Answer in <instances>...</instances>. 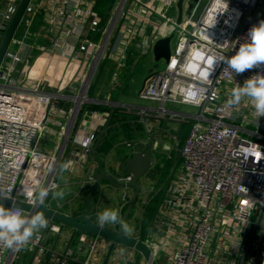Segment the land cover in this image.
<instances>
[{"label":"built area","instance_id":"1","mask_svg":"<svg viewBox=\"0 0 264 264\" xmlns=\"http://www.w3.org/2000/svg\"><path fill=\"white\" fill-rule=\"evenodd\" d=\"M19 2L0 0V41ZM177 2H28L16 27L25 31L15 37V29L0 63V189L36 208L21 189L59 185L61 166L71 174L89 163L115 109L152 131L160 130L163 120L187 123L186 136L176 143L179 161L149 234L141 239L150 255L139 253L136 264H264V117L247 99L238 107L228 104L236 83L264 73V66L235 74L220 61L234 55L251 27L264 20V0H227L226 12L224 0H182L180 11ZM37 20L44 31L32 41L28 29ZM171 33L168 62L150 70L136 94L156 105L112 99L123 75ZM174 105L194 113L178 112ZM136 141L143 140L125 143L133 148ZM116 180L127 183L131 177ZM65 234L63 251L49 244V236ZM116 246L108 264H135L136 251ZM108 247L100 236L68 233L49 220L23 249L0 247V264H14L20 251L31 254L28 264H101Z\"/></svg>","mask_w":264,"mask_h":264},{"label":"crops","instance_id":"2","mask_svg":"<svg viewBox=\"0 0 264 264\" xmlns=\"http://www.w3.org/2000/svg\"><path fill=\"white\" fill-rule=\"evenodd\" d=\"M132 68L128 70L127 74L123 75L122 86L120 88V91L112 94V99L118 100L122 104H142V105L145 104V105L155 106L156 104L152 103V102H145V101H139V100H138V102H135V101H133V98L131 97L132 95L128 94V92H127L128 88L127 87L129 86V84H128L129 80L132 79V77L130 78ZM144 78H142V81ZM139 88H137L135 90L136 94H137V90ZM167 106L170 107L169 105H167ZM136 119L137 118H135V119L125 118V119H123V122L127 123L130 127H135L134 125L141 124ZM176 123H181V122L167 120L166 127L170 128L172 132L166 131V132H163V134L161 136L155 137V142H154V146H153V157H154V151L157 150V152H158V150H160L159 149L160 145L164 144V141L161 142L159 139L163 138V140H165L164 139L165 135H168V133L178 134L177 132L179 131L180 136H183L182 140L184 139V137L186 136V134L188 132V124L187 123H181L182 125H185L186 128L185 129L181 128L180 130H177V128L174 126ZM116 125L118 126V123ZM108 126H109V124H108ZM108 126H107V128H108ZM142 126L144 128L143 133H140L137 130H135L134 128H132L133 132H134L133 138L127 137L125 134L123 135L121 133L119 134V136L117 135L118 137H117L116 141L114 142V144L112 145V148L108 151V153L99 157L101 160V167H102V170L104 172L110 174L114 178H117L120 175L125 174L123 169H122V166L124 164V161L133 152V148L127 147L125 142L127 140L134 141L135 139H140V140L146 141L148 139L149 133L147 132V129L143 124H142ZM107 128H106V130H107ZM105 131H104V133H105ZM120 132H121V130H120ZM155 132H157V131H155ZM170 134H169V136H170ZM101 140H102V138H101ZM101 140H100V142H101ZM166 148H167V145H166L165 149ZM157 160H158V158L155 156L154 161H153V166L157 165V163H156ZM174 162L175 163L173 164V168L170 171H173V169L175 168V165L177 162V157H176V160ZM95 167H96V161L92 155V159H90L89 163H87L84 166L75 168V170L71 174H69L65 170H63V171L61 170L60 176H59V189H63L66 192V195L62 200L55 199V203L51 204L50 207L57 209V210H60L62 212L71 214V215H78V214H81L83 210H87L89 212L88 216L90 218L94 217L93 221L96 223H97V215H96L97 212L102 211L105 208L118 209L120 216L123 218V214H124L123 212H124V209L126 207L125 204L127 203V200L130 197H132L131 195H133V191H134L133 188L130 186L129 187L116 186V185H114V184H112L106 180H102V182L100 183L99 192H98L96 198L94 199V202L91 205L85 204L86 197L90 191L91 184H92V181L91 182L88 181L87 178H88V176H91V174L94 172ZM151 183L152 182L146 180V175L143 176L139 180V186H140L139 192L137 194V197L135 199V202H134L132 208L129 211V213L130 212L131 213L133 212V214L136 213L137 216H136L135 220L137 222H139V228H138L137 233L132 232L131 236L139 237L140 239L145 238V236H147L149 234V231L152 227L154 214H155L156 209H157V205L156 206H153V205H154V202L156 200H158V202H159V200L161 198V196L159 198L158 197L155 198V196L157 194L155 185L157 184V182H154L153 184H151ZM154 187H155V189H154ZM51 198H50V200H51ZM144 198H147V204L142 203V200ZM125 221L130 225L127 217H126ZM142 225H144V228L140 231V228ZM67 229H68V233H72V229L70 227H67ZM141 232H143V235L140 236ZM75 233L77 234V233H79V231H76ZM66 236H67V234H65L64 236H59L58 238H56V236L51 235V236H49L48 240H50L51 238H56L57 240L55 241V249L57 251H63V249L66 246V242H68ZM106 242H108V241H106ZM73 244H75L74 240H72L70 245H73ZM106 245L108 246L107 243H106ZM116 247H119V246H116ZM108 248L106 249V251H104V254H102V257H100L101 264H104ZM119 248L123 250V248H121V247H119ZM117 263L118 262L115 261L112 264H117ZM106 264H108L107 261H106Z\"/></svg>","mask_w":264,"mask_h":264},{"label":"clouds","instance_id":"3","mask_svg":"<svg viewBox=\"0 0 264 264\" xmlns=\"http://www.w3.org/2000/svg\"><path fill=\"white\" fill-rule=\"evenodd\" d=\"M223 7V12H226L228 10L227 0H224ZM220 61L226 63L225 70H231V73L235 74L264 66V20L251 27L247 38L240 43L234 55L221 57ZM245 99L251 103L259 118L264 117V73L258 72L249 77L242 86L236 83V86L231 89L228 104L238 107ZM61 170L63 171V166H61ZM58 189L59 185L53 183L36 192L24 189L21 191H24L34 207H40L45 205L50 195L53 199L62 200L66 192L63 189ZM7 200L12 201L11 206L6 207L0 203V247L19 251L31 242L39 230L47 226L48 221L43 212L26 214L9 190L0 189V201ZM96 215L97 226L101 230L105 225L118 224L124 235L130 236L133 232V228L120 216L118 209L105 208L97 212Z\"/></svg>","mask_w":264,"mask_h":264},{"label":"water","instance_id":"4","mask_svg":"<svg viewBox=\"0 0 264 264\" xmlns=\"http://www.w3.org/2000/svg\"><path fill=\"white\" fill-rule=\"evenodd\" d=\"M30 0H20L18 7L5 31L4 36L2 37L0 41V63L4 57L5 51L8 47L9 41L20 21V18ZM181 4L182 0H178L177 7L179 11L181 10ZM180 19V14L178 16V20ZM172 37V33L164 38H160L155 41L153 47H152V55L153 59L155 61L164 60L166 63L169 60L170 57V39ZM146 77L144 78V80ZM143 80V82H144ZM113 111L110 112L105 124L103 125L102 129L100 130L98 137L94 143V146L92 148V155L96 161V167L94 172L91 174V188L90 191L86 197L85 204L91 205L94 202V199L96 198L100 183L102 180H106L116 186H130L133 188V195L127 205V208L123 214V219L125 220L130 209L132 208L135 199L137 197V194L139 192V180L146 175L147 171L153 166V146L155 142V137H159L163 134L164 129L167 125V120H163L161 124V128L159 131L155 132L151 130V125H147V132L149 133L148 139L146 141H136L133 146V152L132 154L124 161V164L122 166V169L125 174L130 175L131 180L130 182L124 183L119 182L111 176L110 174L104 172L101 167V160L97 156L96 150L97 146L104 134V131L106 130L109 121L112 117ZM161 142H163V138L159 139ZM179 160L177 159V162ZM20 207H22L26 211H34L36 212H43L45 218L47 221H53L56 223H59L63 226L70 227L72 229V233L74 234L76 231H83L87 232L92 235H97L103 238L104 240L109 242V248L105 257L104 264H106V261L108 259V256L112 250V248L115 245H122L124 247L133 249L137 253V258L135 261V264L138 261L139 253H141L145 258H148L150 255V249L145 244V242L138 237L135 236H126L121 232L120 226L117 230H112L110 228L104 227L103 230H101L97 223H95L89 216V212L87 210H83L81 214L78 215H71L65 212H62L60 210L47 207L46 205L33 208L27 203L16 201ZM0 203H3L6 207L10 206L12 204V201H0ZM151 264H157L155 261H152Z\"/></svg>","mask_w":264,"mask_h":264},{"label":"rangeland","instance_id":"5","mask_svg":"<svg viewBox=\"0 0 264 264\" xmlns=\"http://www.w3.org/2000/svg\"><path fill=\"white\" fill-rule=\"evenodd\" d=\"M25 29L23 26H19L14 35L15 37H21L22 34L24 33ZM44 31V28L41 25V22H39V20H37L35 22V24L28 29V33L31 37V40L34 41L36 38H38L39 36L42 35ZM163 66V60H159V61H154L152 54L148 53L146 54L144 57H142L136 64L135 66L132 68V72H131V76L132 79L129 80L128 84L129 86L128 88V94L132 95L131 97L133 98V101L138 102L137 100V95L135 93V90L139 87H141L142 85V78H144L148 72L150 70L153 69H158L161 68ZM144 80V79H143ZM135 93V94H134ZM173 109L178 111V112H185V113H194V110L191 108H187V107H183L181 105H174ZM177 130H180L181 128L185 129V125H182L181 123H176L174 125ZM47 131V129L44 130V133ZM178 134H170L168 133V135H165V140H164V144L160 145L158 152L157 150L154 151V157L156 156L158 158L157 160V165L152 166L146 173V180L152 182L151 184H153L154 182H157V184L155 185L156 187V197H160L163 193V189L165 187V184L171 174L172 171H170L173 168V164L175 163L174 161L176 160L177 157V152H178V145L181 144L182 142V137L179 134V131L177 132ZM186 133V132H185ZM170 134V136H169ZM180 137V138H179ZM46 139V138H45ZM48 141H52V136H48ZM40 141L42 140V137H40L39 139ZM176 143L178 145H176ZM167 145V148L165 149ZM154 186V185H153ZM154 187V189H155ZM132 196V195H131ZM131 197L127 200V203L125 204V209L127 208V205L130 201ZM55 203V199L51 198L49 204H54ZM158 203V200H156L154 202L153 206H156ZM124 209V212H125ZM123 212V213H124ZM136 213L133 214V212L129 213L127 218L129 220V223L131 225V227L133 228V233H137L138 228H139V222H137L136 219ZM144 228V225L141 226L140 231ZM143 235V232H141L140 236ZM146 237V236H145ZM57 239L56 238H51L49 240V244H53V242H55ZM134 252V250L132 251ZM31 254L29 252H22L20 251L18 253V256L16 258V261L14 262V264H28L29 260H30Z\"/></svg>","mask_w":264,"mask_h":264},{"label":"trees","instance_id":"6","mask_svg":"<svg viewBox=\"0 0 264 264\" xmlns=\"http://www.w3.org/2000/svg\"><path fill=\"white\" fill-rule=\"evenodd\" d=\"M91 107L97 108L99 110H103V109L109 110V111L111 110L108 107L102 106V105H92ZM125 118L135 119L136 117L131 114L120 112L118 109H115L113 111L112 117L109 122V126L107 130L105 131V133L103 134L102 140L99 143L97 150H96L98 157H101L102 155H105L106 153H108V151L112 148V145L114 144V142L116 141L120 133L123 135L125 134L127 137H130V138L134 137V132L132 128H134L140 133H143L144 128L142 124H136L134 125L135 127H130L127 123L123 122V119ZM117 123H118V126L116 125ZM91 218L92 220H94V217H91Z\"/></svg>","mask_w":264,"mask_h":264}]
</instances>
